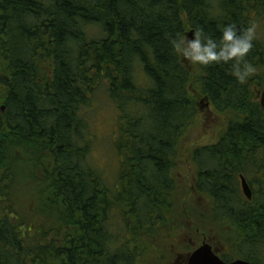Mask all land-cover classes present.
<instances>
[{"label":"trees","instance_id":"obj_1","mask_svg":"<svg viewBox=\"0 0 264 264\" xmlns=\"http://www.w3.org/2000/svg\"><path fill=\"white\" fill-rule=\"evenodd\" d=\"M253 23L244 84L231 62L189 67L171 45ZM262 90L264 0H0V264H141L144 242L208 229L224 261L264 264ZM101 96L117 119L112 187L89 159L86 112ZM207 106L228 120L187 152L188 194L208 205L176 204L182 147Z\"/></svg>","mask_w":264,"mask_h":264},{"label":"rangeland","instance_id":"obj_2","mask_svg":"<svg viewBox=\"0 0 264 264\" xmlns=\"http://www.w3.org/2000/svg\"><path fill=\"white\" fill-rule=\"evenodd\" d=\"M181 59L185 65L189 67L193 66V64L188 63L182 57ZM95 104L94 109H92L93 111H90L88 108L86 112L92 140L89 159L102 171L107 185L112 187L117 183L118 172L121 168V159L113 145L115 143L114 140L117 138L116 113L112 105L108 107L107 104L109 102L106 104L103 101V96L98 97V99L96 98ZM197 121L199 124L193 126L189 133L187 132L185 145L182 147L181 158L175 170V179L179 187V199L177 198L178 200L176 199L175 203L177 204L183 200H193L195 203H199L202 208L208 205L207 198L204 196H195L193 198V194H188L196 175V166L193 163L192 156L187 157L188 148L211 145L217 142L221 133L225 130L228 120L225 115L219 114L213 107L207 106L201 110ZM117 222L119 221L117 220ZM214 231L208 229V233L201 232L200 230L197 231L198 233L194 231L180 232L179 236L176 235L174 240L170 237L169 240L171 241L163 242L159 241L158 237L152 238L151 242H144L147 246L141 251V257H144L141 264H183L187 256L186 253L192 252L198 243L202 241L204 235L211 240L210 243L220 253L228 251L229 254V246H224L219 237L215 236ZM192 241L196 242L193 243ZM178 244L180 246L185 245V247L179 249ZM190 245H192L191 249ZM177 255H180L181 258H178Z\"/></svg>","mask_w":264,"mask_h":264},{"label":"clouds","instance_id":"obj_3","mask_svg":"<svg viewBox=\"0 0 264 264\" xmlns=\"http://www.w3.org/2000/svg\"><path fill=\"white\" fill-rule=\"evenodd\" d=\"M256 29L254 23L244 29H239L234 24L225 25L218 40L197 30L191 38L187 35L173 38L171 45L178 56L193 65L231 62L232 75L239 83L244 84L257 72V68L246 60L257 38Z\"/></svg>","mask_w":264,"mask_h":264},{"label":"water","instance_id":"obj_4","mask_svg":"<svg viewBox=\"0 0 264 264\" xmlns=\"http://www.w3.org/2000/svg\"><path fill=\"white\" fill-rule=\"evenodd\" d=\"M194 30H191L186 35L191 38ZM260 106L264 110V90L259 93ZM241 186L244 195L248 200H252L253 194L250 185L246 181L244 176H241ZM206 242V241H205ZM188 264H252L249 261L243 259H236L231 262L224 261L217 252L213 249V246L209 243H203L201 247L195 250L188 259Z\"/></svg>","mask_w":264,"mask_h":264},{"label":"flooded vegetation","instance_id":"obj_5","mask_svg":"<svg viewBox=\"0 0 264 264\" xmlns=\"http://www.w3.org/2000/svg\"><path fill=\"white\" fill-rule=\"evenodd\" d=\"M206 241V242H205ZM193 242V241H192ZM196 241H194L193 243H195ZM211 242V240L207 237V236H203V239H202V241L201 242H199L198 243V245L196 246V248L192 251V252H185L186 253V258H185V261H184V263L183 264H188V259H189V257H190V255L195 251V250H197L199 247H201L202 245H203V243H209V244H211L210 243ZM192 243V244H193ZM212 246H213V249L217 252V254L220 256V252L214 247V245L213 244H211ZM191 247H192V245H190V249H191ZM189 248V247H188ZM187 251H189V250H187ZM178 256V258L180 257L181 258V256L180 255H177ZM221 257V256H220Z\"/></svg>","mask_w":264,"mask_h":264}]
</instances>
